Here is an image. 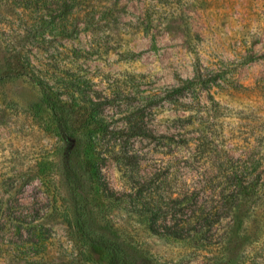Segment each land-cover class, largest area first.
<instances>
[{
    "label": "rangeland",
    "instance_id": "374dc122",
    "mask_svg": "<svg viewBox=\"0 0 264 264\" xmlns=\"http://www.w3.org/2000/svg\"><path fill=\"white\" fill-rule=\"evenodd\" d=\"M33 1L0 0V74L17 44L79 114L93 111L108 186L88 174L78 186L66 179L70 143L39 88L24 75L0 77V264H106L86 233L118 236L152 264H264V174L217 236L149 228L152 219L161 232L171 227L169 215L161 220L171 192L194 190L198 208L215 205L225 162L264 168V0H67L76 9L64 31L47 25L59 16L56 0H44L45 38L32 42L14 30L16 5Z\"/></svg>",
    "mask_w": 264,
    "mask_h": 264
},
{
    "label": "trees",
    "instance_id": "16d2710c",
    "mask_svg": "<svg viewBox=\"0 0 264 264\" xmlns=\"http://www.w3.org/2000/svg\"><path fill=\"white\" fill-rule=\"evenodd\" d=\"M52 3L55 4L53 7L57 9L59 18L47 21V25L51 24L62 31L68 29L64 23L67 17L66 14L72 16L76 9L75 5L70 4L67 0H56ZM16 6L22 14L20 23L16 25L14 30L16 35L21 37V40L29 39L32 42L39 39L43 40L46 26L42 11L47 9L46 2L35 0L33 2H22ZM26 10L35 11V14L24 15L23 11ZM74 27L75 30L78 29L77 25H74ZM11 53V63L3 70L0 77L24 75L29 77L39 88L59 136L70 143V147L64 149L62 155L63 173L66 179L78 186L83 175L88 174L97 186H108L102 174L101 161L104 155L96 148L98 132H101L102 127L100 126L101 123L96 120L93 111L90 108H83L82 113L79 114L76 106L66 101V99L64 100L62 98L63 94L55 90L53 85L43 77L40 68L35 64L32 51L18 48L17 44H14ZM187 83H192V81ZM174 90L179 91L181 87H176ZM89 125L90 128L87 131L84 130ZM80 127L84 132L79 130ZM83 136L85 141H81ZM186 142V145L193 144L197 147L203 144L202 140L196 139L194 141L192 138L186 139ZM218 173L220 174L218 178L222 187L216 196L217 199L213 200L215 205L208 208H198L196 206L198 193L194 190L187 192V194L179 191L171 192V213L164 211L161 216L163 222L166 221L167 215L170 216L171 227H161L167 229L166 232H161L155 227V219H152L149 228L155 233H163L171 236V238H189L192 235H197L200 239L206 241L216 235V227L220 226L222 220L231 217L235 222L237 216L233 209L236 208L238 199H241L242 196L253 198L257 194V190L263 186L261 177L264 174V168H259V161L225 162L223 166L219 167ZM204 189L206 190V188ZM75 195H78V193ZM79 198L81 197L79 196ZM76 206L75 209H78ZM79 209L80 211L76 213L75 218L80 225L79 229L83 230L85 204L80 206ZM241 223L242 221L239 220L237 222L238 226ZM221 236L222 234L218 235V237ZM85 237L90 248L97 255V261L104 260L106 264H152L147 257L138 258L131 255L128 249L123 246V242L115 239H118V236L114 238L101 233L92 237L86 233Z\"/></svg>",
    "mask_w": 264,
    "mask_h": 264
}]
</instances>
